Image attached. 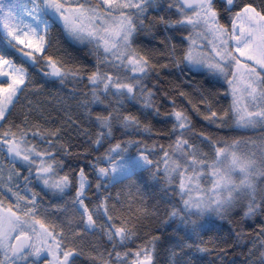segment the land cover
I'll use <instances>...</instances> for the list:
<instances>
[{
  "label": "snow or ice",
  "instance_id": "obj_1",
  "mask_svg": "<svg viewBox=\"0 0 264 264\" xmlns=\"http://www.w3.org/2000/svg\"><path fill=\"white\" fill-rule=\"evenodd\" d=\"M157 8L165 11L160 0H0V154L11 165L3 182L9 203L0 199V264H38L41 256L43 264H156L158 237L141 238L140 226L159 210L145 205L133 213L129 204L127 214L117 212L121 195H112L121 185L144 183L145 172L171 193L165 222L182 233L181 250L208 252L201 237L217 227L213 218L264 216V136L240 152L239 140L193 132L187 105L175 98L193 105L189 90L158 97L160 88L150 83L169 65L182 83L199 76L208 90L199 96L204 108L193 110L205 121L223 129L234 120L264 132V0H170L167 14L156 18L172 33L161 41L163 64L137 41ZM53 29L63 51L53 50ZM81 49L93 58L88 66L73 55ZM69 83L61 119L90 149L76 165L66 159L72 145L65 126L51 114L12 118L22 97ZM218 100L228 106L215 109ZM161 115L171 125L159 133L167 144L150 149L133 138L151 132L146 121ZM258 235L264 264V222Z\"/></svg>",
  "mask_w": 264,
  "mask_h": 264
},
{
  "label": "trees",
  "instance_id": "obj_2",
  "mask_svg": "<svg viewBox=\"0 0 264 264\" xmlns=\"http://www.w3.org/2000/svg\"><path fill=\"white\" fill-rule=\"evenodd\" d=\"M170 0H160L161 6L165 7V11H160L159 8L150 10L148 14V20L145 24V30L141 32L137 41L139 46L152 56L154 61H159L161 64L167 63L166 49L161 43L167 36L172 35L170 31H167L164 25L157 21V16L166 15V4ZM258 3L259 0H254ZM53 39L54 49H60L63 51L64 45L59 33L53 29L50 33ZM199 43V42H198ZM210 47V46H209ZM199 50V49H197ZM74 57L78 58L79 62H83L86 66L93 62V58L87 54V49H81L73 53ZM161 75L156 80L150 81V83H155L158 88H160V93L158 97H163L165 92L174 93L177 88H183L189 90L190 97L193 101V105H198L200 109L204 108V105L200 103L199 96L201 92H207L208 85L204 79L199 76L190 77L192 80L191 84L182 83L184 77L180 75L179 71L173 66L169 65L166 69H160ZM179 77V79H178ZM73 88V84L69 83L63 91L57 88L47 87L41 89L39 93L33 94L29 93L28 98H21V101L17 104L16 108L13 110L12 118L17 122L23 120L24 116L27 114L29 120L32 121L34 117L37 116V111L43 112L45 116L51 114V117L55 118L57 123L65 126V141L70 142L72 145V153L66 157L71 164L76 165L81 163L78 160L79 156H83L85 153L89 152L87 144L84 142L85 137L78 135L76 130L70 125L65 124L64 117V107L60 103V100L65 99L66 93ZM79 91H85L83 85L79 86ZM177 99L178 105L187 108L190 111L191 122L195 124L193 132H200L201 130L205 133L210 134L221 141H227L231 143L233 140H239L240 152H249L253 150V143H259L261 137L264 136V132L260 130L259 127L256 129H244L238 127L235 121H230L227 126L223 129H217L215 125L208 123L203 119L201 114H198L193 110V105H188L186 100L182 98L175 97ZM159 103V99L157 101ZM230 103V101H229ZM228 103L223 100H218L215 104V109L220 107H227ZM31 108V110H30ZM214 109V110H215ZM135 112V109H133ZM139 115V113H136ZM71 115L75 119L79 113L72 111ZM166 119L164 115L159 117H149L146 121L148 127L151 128V132L135 133L133 138L143 139L144 142L151 149L153 145L160 143L167 144L165 139H161L159 133L167 131L171 127L170 124H164L163 121ZM81 126L87 124L86 120L80 121ZM123 131L117 132V137L123 135ZM133 132L132 129L127 130ZM192 135V133H189ZM127 139V136H124ZM198 146L204 152H208L211 156V152L208 148L203 145ZM11 165L7 163L5 156L0 154V170H2V176H0V199L3 200L4 204L9 203L8 196L11 194L7 192L6 187L3 184L4 177ZM144 183L133 184L131 186L121 185L116 189H112V195L115 196L117 192L121 195L122 209L118 208L116 211L127 214L129 210V204L132 205V212L135 213L137 208H142L145 205L148 207L149 212L153 209L159 210V216L150 215L147 218H143L142 225L140 226V236L143 238L146 234L149 236H157L156 248H155V261L156 264H173V262L179 258L181 262L191 261L192 264H259L260 255L256 251L259 247V237L261 223L264 222V216L257 215L256 217L247 218L241 216H236L231 220L225 218L220 220L218 218H213V222L217 225L213 230L205 232L201 240L203 241L202 246L208 249V252H199L196 249H189L186 246L181 250L178 247L180 241V236L182 233L176 231L177 225L167 221V217L164 216V209L170 207L166 203L168 201L171 193L165 195L163 192V187L166 185L157 184L156 181L150 176L149 173L144 174ZM22 182V181H21ZM264 187V185H261ZM129 193H131L129 195ZM54 219V218H53ZM237 233H240L238 236ZM93 241L96 237L91 238ZM142 240L136 241L132 247L135 249L138 244H141ZM255 242V247L254 243ZM250 250L255 252V255H250ZM175 253V255H174ZM187 254V255H185ZM87 264V262H86Z\"/></svg>",
  "mask_w": 264,
  "mask_h": 264
},
{
  "label": "rangeland",
  "instance_id": "obj_3",
  "mask_svg": "<svg viewBox=\"0 0 264 264\" xmlns=\"http://www.w3.org/2000/svg\"><path fill=\"white\" fill-rule=\"evenodd\" d=\"M7 175H8V174L6 173L3 182L6 181V179H7ZM3 184H4V183H3ZM38 264H43V256H41V258L38 260Z\"/></svg>",
  "mask_w": 264,
  "mask_h": 264
}]
</instances>
